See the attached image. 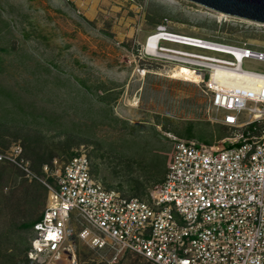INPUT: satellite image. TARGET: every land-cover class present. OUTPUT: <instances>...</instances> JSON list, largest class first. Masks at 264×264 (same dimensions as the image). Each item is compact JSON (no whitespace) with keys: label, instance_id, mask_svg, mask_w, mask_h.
Returning a JSON list of instances; mask_svg holds the SVG:
<instances>
[{"label":"rangeland","instance_id":"1","mask_svg":"<svg viewBox=\"0 0 264 264\" xmlns=\"http://www.w3.org/2000/svg\"><path fill=\"white\" fill-rule=\"evenodd\" d=\"M160 25L264 51V23L189 0H0V150L20 144L32 171L0 161V264H32L31 222L47 201L43 164L83 148L107 187L145 195L190 127L202 142L229 134L211 120L216 112L198 79L171 76L189 66L147 52ZM243 67L264 72V61ZM67 247L76 259L65 264H150L80 238Z\"/></svg>","mask_w":264,"mask_h":264},{"label":"built area","instance_id":"2","mask_svg":"<svg viewBox=\"0 0 264 264\" xmlns=\"http://www.w3.org/2000/svg\"><path fill=\"white\" fill-rule=\"evenodd\" d=\"M157 30L165 34L158 44L164 52H186L177 55L185 64H204L194 69L203 74L199 84L216 112L211 120L229 134L213 142L175 139L163 181L144 197L107 187L83 148L45 163L40 181L47 201L33 225L32 264L73 263L67 243L77 238L94 250L130 251L150 264H264V72L243 67L246 59L264 61V51L163 25ZM165 40L232 59L168 47ZM211 64L237 75L214 74ZM0 161L32 173L18 143L0 150Z\"/></svg>","mask_w":264,"mask_h":264},{"label":"bare ground","instance_id":"3","mask_svg":"<svg viewBox=\"0 0 264 264\" xmlns=\"http://www.w3.org/2000/svg\"><path fill=\"white\" fill-rule=\"evenodd\" d=\"M165 35L163 34L161 31L157 30V33L155 34H152L151 36H149L147 38V41H146V50L147 52L151 53L152 55L154 56H161L162 54H165L164 58L169 60V61H172V62H175V63H179V64H184L185 66H189L187 64H185V62H189L187 60V58H179L177 55H189L188 53H184V52H181V51H175V50H172V49H167L168 51L170 52H173L175 55H170V54H167L166 52L163 51V49H160L158 47V44L160 43L159 39L162 38V36ZM172 40V39H170ZM167 41V40H165ZM167 42H171V43H174L172 41H167ZM238 57L241 58V55L239 53H237ZM255 60V59H253ZM190 63L193 65V66H189V67H186L184 69L183 72H180V71H177L174 67L172 69V74L171 76L173 77H177V78H181V77H185V79L187 80H194V79H198V83L200 82V80L202 79L203 77V74L199 71H197L194 64H198V65H204L202 62H194V61H190ZM211 67L214 68L213 70V73H223V74H227V75H237V73L234 71V69H230V68H224L223 71H220V68L215 65V64H211L209 65ZM243 74H249V72H241ZM213 74V75H214Z\"/></svg>","mask_w":264,"mask_h":264},{"label":"water","instance_id":"4","mask_svg":"<svg viewBox=\"0 0 264 264\" xmlns=\"http://www.w3.org/2000/svg\"><path fill=\"white\" fill-rule=\"evenodd\" d=\"M222 13L264 23V0H189Z\"/></svg>","mask_w":264,"mask_h":264},{"label":"trees","instance_id":"5","mask_svg":"<svg viewBox=\"0 0 264 264\" xmlns=\"http://www.w3.org/2000/svg\"><path fill=\"white\" fill-rule=\"evenodd\" d=\"M221 126V125H220ZM222 128H225L226 129V127H224V126H221ZM191 128L192 127H190V129H189V131H190V133H189V139H185V140H197V139H194V137H195V135H194V133L191 131ZM180 139H182V138H180ZM198 141V140H197ZM208 142H209V140H208ZM74 153H72L70 156H68V157H71L72 155H73ZM24 157V156H23ZM51 162H52V160H51ZM51 162H49V163H51ZM44 165V164H43ZM43 176H45V173H44V171H43ZM97 176V175H96ZM35 180V179H34ZM51 181H52V179H50ZM161 181H163L162 179L160 180V182ZM151 188V187H150ZM150 188L148 189V191L145 193V195H135V196H139V197H144V196H146L148 193H149V190H150ZM41 218V215L39 216V218H37L36 220H34V221H32L31 222V224H32V235H31V239L33 238V225H34V223L38 220V219H40ZM29 225V224H28ZM31 239H30V242H31ZM29 250H30V245H29V249H28V251H27V259L30 261V255H29ZM126 252H128V253H132V252H130V251H126Z\"/></svg>","mask_w":264,"mask_h":264},{"label":"clouds","instance_id":"6","mask_svg":"<svg viewBox=\"0 0 264 264\" xmlns=\"http://www.w3.org/2000/svg\"><path fill=\"white\" fill-rule=\"evenodd\" d=\"M30 245H31V242H30Z\"/></svg>","mask_w":264,"mask_h":264}]
</instances>
